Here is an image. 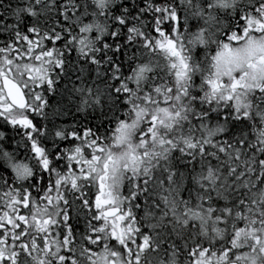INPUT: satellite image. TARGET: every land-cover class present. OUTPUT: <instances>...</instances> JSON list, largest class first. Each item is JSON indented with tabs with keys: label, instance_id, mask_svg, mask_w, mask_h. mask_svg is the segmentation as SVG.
I'll return each instance as SVG.
<instances>
[{
	"label": "snow or ice",
	"instance_id": "snow-or-ice-1",
	"mask_svg": "<svg viewBox=\"0 0 264 264\" xmlns=\"http://www.w3.org/2000/svg\"><path fill=\"white\" fill-rule=\"evenodd\" d=\"M0 264H264V0H0Z\"/></svg>",
	"mask_w": 264,
	"mask_h": 264
}]
</instances>
